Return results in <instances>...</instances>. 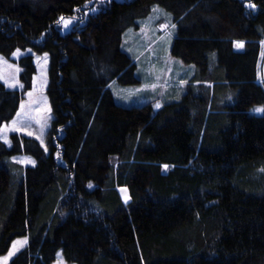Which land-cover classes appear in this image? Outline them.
I'll return each mask as SVG.
<instances>
[{
    "label": "trees",
    "instance_id": "trees-1",
    "mask_svg": "<svg viewBox=\"0 0 264 264\" xmlns=\"http://www.w3.org/2000/svg\"><path fill=\"white\" fill-rule=\"evenodd\" d=\"M94 1L0 0V56L49 57L53 115L48 151L0 139V257L25 238L10 264H264V0H96L87 14ZM154 7L198 84L157 111L119 106L109 86L140 83L124 36ZM61 17L85 20L62 35ZM33 60L18 62L27 91ZM21 100L0 81V131Z\"/></svg>",
    "mask_w": 264,
    "mask_h": 264
},
{
    "label": "rangeland",
    "instance_id": "rangeland-1",
    "mask_svg": "<svg viewBox=\"0 0 264 264\" xmlns=\"http://www.w3.org/2000/svg\"><path fill=\"white\" fill-rule=\"evenodd\" d=\"M104 1V0H98ZM122 1V0H119ZM133 1V0H129ZM246 3L248 9L253 4L250 0ZM90 2L87 14H93L97 11H91L95 7L96 0ZM86 17V15H85ZM84 18L76 17L74 19H65L70 23L65 27L64 22L60 24L59 32L64 35L69 33L75 25H82ZM176 35V28L173 26L171 16L161 9L154 7L151 15L141 21L140 27L136 30H129L123 39V49L129 54L137 66L136 76L140 83L136 86H121L117 82L109 86L115 103L123 107H140L144 105H152L154 110H160L165 105L172 102L180 101L187 94L194 77L197 75V69L194 66H187L183 61L174 57L171 53L172 41ZM241 48L237 47V50ZM25 56H32L36 67V74L33 77L32 88L25 90L20 80L21 68L18 64L19 60ZM264 61V43L258 63V76L261 85H264L262 74ZM49 57L47 55H37L33 51L27 50L17 51L11 59H5L0 56V81L12 91H19L22 95L19 111L14 119L3 126L0 131V139L11 147L10 137L18 134L28 138L35 139L46 150L47 138L53 120L50 101L47 96L49 85ZM198 83L193 84L196 86ZM15 85V87H9ZM31 93V95H29ZM161 105L156 108V104ZM23 106V108H21ZM258 113V112H255ZM13 121H16L15 126ZM15 128L20 131L13 130ZM31 135H28V133ZM15 164L27 168L35 165L33 158L27 155H20L12 158ZM166 170V169H165ZM123 202L128 204L130 201L129 191L126 188L119 190ZM19 241L21 243L17 244ZM26 241V243H24ZM16 245L15 253L9 257L7 264L26 248L28 241L25 238L17 239L13 242ZM9 253L0 257L2 259L8 257ZM69 264L65 261L61 252L57 254L54 264Z\"/></svg>",
    "mask_w": 264,
    "mask_h": 264
},
{
    "label": "snow or ice",
    "instance_id": "snow-or-ice-1",
    "mask_svg": "<svg viewBox=\"0 0 264 264\" xmlns=\"http://www.w3.org/2000/svg\"><path fill=\"white\" fill-rule=\"evenodd\" d=\"M249 6L252 7V8H255V5L254 4H250ZM60 22H64L65 27H67V25L70 23V21H65V18L64 17H61L60 18V21H58L57 23L59 24ZM237 46L238 47H243V43L242 42H237ZM9 87H15V85H9ZM29 95H31V93H29ZM160 107H161V105L159 103H157L156 104V108H160ZM21 108H23V106H21ZM254 111L255 112H258V113H264V108H258V109H255ZM15 124H16V121H13V125L14 126H15ZM13 130L20 131L21 129L14 127ZM28 135H31V133L29 132ZM164 167L167 168V165H165ZM88 187L91 188L92 185L89 184ZM16 243L19 244L21 242L17 241ZM24 243H26V241ZM16 250H17L16 249V245L14 244L13 245V251L9 253V256L8 257H4L2 259V264H7L9 257H11L15 253ZM61 264H62V262H61Z\"/></svg>",
    "mask_w": 264,
    "mask_h": 264
},
{
    "label": "crops",
    "instance_id": "crops-1",
    "mask_svg": "<svg viewBox=\"0 0 264 264\" xmlns=\"http://www.w3.org/2000/svg\"><path fill=\"white\" fill-rule=\"evenodd\" d=\"M239 48H241V47H239ZM241 49H242V48H241ZM241 49H240L239 51H242Z\"/></svg>",
    "mask_w": 264,
    "mask_h": 264
}]
</instances>
